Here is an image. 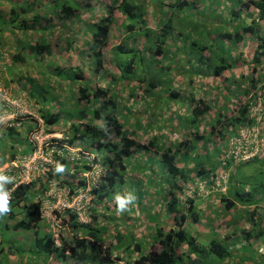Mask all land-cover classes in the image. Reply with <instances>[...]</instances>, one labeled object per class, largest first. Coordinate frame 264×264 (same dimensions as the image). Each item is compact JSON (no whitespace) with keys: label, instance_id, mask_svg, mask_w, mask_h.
Returning a JSON list of instances; mask_svg holds the SVG:
<instances>
[{"label":"trees","instance_id":"1","mask_svg":"<svg viewBox=\"0 0 264 264\" xmlns=\"http://www.w3.org/2000/svg\"><path fill=\"white\" fill-rule=\"evenodd\" d=\"M80 1L83 4L81 5L82 11L77 10V7H73L67 2L58 6L57 0H49L51 4L48 6L45 5V1L40 0H11L10 5L14 4L6 12L8 13V20L3 19L0 12V31L1 27L5 26L6 30H11L15 34H17V30L25 33L24 39H19L22 42L9 55V64L5 66L6 69L3 73L6 74V77L9 76L8 81L11 80L10 76L15 74L16 70L20 74L17 68L20 63L27 61L25 57L30 53L35 58L34 61L37 58L42 61L48 58L49 63L54 62L52 55L57 56L59 54L52 53L54 44L52 45L47 39L49 29L54 26L52 19L56 16L65 26L64 28H70L67 23L77 19V12L79 11V16H82V12L91 7L89 0ZM239 1L237 0V2ZM198 2L199 0H164L162 4L169 14L166 16L153 10L152 18L154 17L156 25L151 27L145 20L150 1L147 3L146 0H109L103 8L105 9L104 15H100L97 21L96 18H92L94 22L88 23V32L91 38L90 41L86 42V46L89 50L88 62L92 65L94 74L100 71L104 74L107 73L102 50L108 44L111 27L116 20L114 12L119 11L122 17L125 16L120 27H118L123 33L120 41L113 45L112 58H108L107 61L118 70V74H110L111 80L117 81L125 87L129 97H135V90L139 88H142L145 95L153 94V89L158 86L153 74L158 71L161 72L164 68L169 72L172 69L170 65L173 64V59H176L179 65L181 59L177 58V54L183 49L186 57L185 62L190 63L187 65V69L189 70L192 62L197 65L200 64L202 68L198 73H193V78L188 81H193L195 77L202 79L204 82L202 81V86L197 89L201 93H203L201 88H211L214 84H216L215 86L221 85L226 88V91L224 90L226 100L230 101L228 92L230 89L226 81L231 82L232 77L226 76V74L233 72L236 65L234 66L232 62L227 60L225 53L219 54L211 50L210 47L213 45L207 42H203L199 46L202 54L196 52L198 47H195V42H198V39L196 37L186 38L181 31L183 25L178 21L180 17L176 15L177 20L174 15L175 11H182L188 5L193 11L197 9L202 11L200 9L201 4ZM240 4L241 7L235 12L241 16L246 15L250 6H254L257 9L258 18H252L250 24L237 28L235 31L232 29L231 33L219 34V37L228 43L234 56L243 58L246 51L243 50L244 48H237L236 43L244 42V36L252 34L255 29L259 31V34L255 36L257 43L250 41V45L245 46L252 56V61L249 63L252 69L247 72V75L251 74V77L243 80L245 84L241 87H244V90L238 93L237 101L230 102L226 107L225 104L213 107L215 113L209 120L201 117L212 111V107L203 103L201 99L197 102L193 96H189L188 100L192 101L193 104L196 102L191 109L192 115L185 118L186 125L190 123L191 126L195 127L190 138H184L180 133L174 139L171 137L169 140H165L163 139L164 133H155L151 134L146 141H140L136 136L137 125L125 119L135 118L137 114L128 113L127 110H130L128 108L130 105L126 106L121 103L118 100V95L113 93L110 88L97 87L91 89L86 83L77 89L76 98L77 102H83L84 106L79 107L78 110L76 107L64 110L63 107L60 108L59 106V104L62 105V102L54 101V94L50 90L41 89L47 83H40L38 78L29 75L27 71L20 76V78L27 80L29 93L39 104L38 106L35 103L38 106L37 114L42 120L44 132H53L52 125L57 126L62 122L63 126L66 125L63 130V138L59 140L63 153H66L64 151H67V148L69 151L70 148L75 147H80L87 153L84 156H73L69 159L65 154L55 152L53 167L50 166L44 174L31 182L18 184L12 189L9 198H7L10 211L0 216V224L4 221L5 227H10L6 220H13L10 228L19 232L32 233L31 239H29L32 248L30 252L33 257L24 261L20 260V264H40L41 261L46 262L53 256L60 260V264H117L118 261L134 264H206L204 260L210 254L214 255V258L224 261L225 264H264V226L262 225L264 224V200L258 199L254 193V189L258 188L257 186H261L263 189L264 184L259 185L254 182L252 187H241L238 181H234L232 174H229L230 190L229 192H221L216 181L221 163L217 156L221 151L222 141L225 138L230 140L231 137L237 135L240 127L250 126L254 123V118L250 116L252 103L256 99L264 101V89L256 90L258 77L252 76L256 73V66L264 64V30L260 26L255 27V23L258 24L259 19H264V0H245ZM126 16L129 18L137 17V19L134 22H129ZM173 19L176 20L174 26ZM196 20L197 17L195 16ZM140 29L144 30L141 34L139 33ZM176 29L178 30L176 31ZM81 30L83 29L81 28ZM195 31L200 33L199 28H195ZM1 37L2 35H0ZM215 37L210 35L211 39ZM167 52L169 55L166 54ZM198 54H201V58L199 60L194 59ZM158 55L160 57L156 59ZM211 58H215L217 61L212 62ZM149 60H154V63H150ZM58 64L59 61L55 60L52 75L57 79V87L64 88L65 83L58 78L62 73L60 69L64 68L58 67ZM144 66L147 68V72L143 68ZM44 68L46 67L41 69ZM31 70L36 71L35 69ZM82 70V67L78 72L73 69V74L69 72L67 74L66 71L65 73L70 78L69 82L72 83V80L75 79H84ZM186 77L190 76L183 73L179 75V78L182 79ZM34 89H36L35 93L38 94L37 97L34 95ZM42 93L43 97L39 99ZM165 93H170L173 98H179L181 101L185 100V96H180L174 88L170 91L167 88ZM248 95L249 98L246 99L245 96ZM54 103H57L58 108L56 110H53ZM84 118L86 119L85 122H77V120ZM182 118L180 117V120ZM31 119L30 123L23 125L25 121H21L20 125L8 126L6 130L2 131V137H7L6 139H9L7 142L11 144L10 149H8L11 159L17 158L18 144H28L31 141L28 140L29 132L40 128L38 120ZM96 120H99V123H96ZM199 122H206L209 126V132L206 135L202 133L204 132L202 129V132H199ZM216 124L219 125L218 129ZM138 126H140L139 122ZM145 126L151 127L153 125L149 123ZM59 129L62 130L61 127ZM213 135L217 137L215 140H213ZM52 140L57 141L56 139ZM211 140L213 141L211 142ZM226 144L228 145V142ZM210 145H212L216 156L213 160L209 158ZM196 151L201 152L200 156L204 155L205 157L194 160L197 158ZM91 153L94 155L92 159L85 156ZM142 157L145 160L146 172L144 171L141 178H130L131 180L126 182L127 187L133 190L134 197L132 199H134L135 204L130 211L132 215L121 221L123 224L128 222V225L123 229L121 227V229L115 230L111 236L116 240L115 244L109 243V246H105L104 242L110 229L108 230L107 227L103 226L102 221L105 220L107 225L111 222L110 218H114L113 215L110 217L109 214L116 215L115 210L111 207L112 202L117 207L119 206V199L129 200L126 195L123 196L118 192L122 190L121 186L126 181L124 179L126 170L135 166V169H138L140 167L138 160H141ZM262 157H264V149L248 160L234 162L229 159L224 165L228 166L232 161L236 163L233 165L234 169L241 163L255 161L262 159ZM96 163L100 165L102 172L99 182L90 189L88 198L90 206L83 208L86 221H80L77 211L73 208L61 209L63 212H59L58 226L62 229L65 227L67 232L65 236L62 231L59 232V244L57 245L53 231L44 230L45 224L42 223L45 219L42 216V200L39 197L43 191L37 190L42 186L40 181L44 179L45 182L48 181L49 183L58 180V183L69 189L70 196L76 195L79 188L83 189L87 185L86 179L83 177L78 180V183L74 182L75 178H80L77 175L78 172L91 170ZM151 163L156 164L158 168L155 170ZM158 169L161 173L158 174L159 177L155 181ZM197 181H201L202 187L200 189L206 190L205 192L211 197L210 199L201 197L198 199L206 200L212 204L215 203L212 199L215 196H220L221 199L220 197L219 199L224 211L231 212L229 215L232 214V221L227 223L228 227H213L215 231L222 230L224 232L220 237L214 236L215 231H208L214 238L211 239L207 247L199 243L200 231L192 233L190 230L191 225H197L201 222L205 210L201 203L196 202L194 193L196 190L189 188L190 186L195 187L194 183ZM143 182L148 186L157 187L159 195L157 197L160 199L158 207L162 217L156 209L155 212L146 209V224L138 231H134L133 228L130 229V226L134 223L137 225L141 223L138 207L144 208L141 203L146 192ZM1 186L0 183V188ZM45 188V183H43L42 189ZM188 190L189 193H187ZM192 190L194 191L191 194ZM145 208L147 207L145 206ZM18 214L21 216L16 219ZM131 217L133 219H130ZM210 225L212 224L207 223V226L210 227ZM48 227L49 224H46V228ZM116 227L119 226L115 223L114 228ZM238 232L243 238L242 243L236 237ZM260 249L261 251H259ZM10 251L12 249H9V254ZM0 252L3 253V250L0 249ZM134 253L137 254L135 258L132 257ZM3 255L5 254L3 253ZM6 256L5 259H7ZM70 260H72L71 263ZM3 264H7V262Z\"/></svg>","mask_w":264,"mask_h":264},{"label":"rangeland","instance_id":"2","mask_svg":"<svg viewBox=\"0 0 264 264\" xmlns=\"http://www.w3.org/2000/svg\"><path fill=\"white\" fill-rule=\"evenodd\" d=\"M23 1V0H21ZM78 1V3H77ZM80 0H57L56 4L59 6L65 2H67L69 5L73 6V7H77L79 11L81 10V2H79ZM147 3L150 1V3H148L149 9L146 11V22L149 26L151 27H155L156 25V21L152 18V15L154 12H161L162 14H165L166 16L169 14V12L166 10V8L164 7V5L162 4L164 0H146ZM171 1V0H169ZM109 2V0H89L90 7H88L87 10H85L84 12H82V16L81 18L83 19H88L91 17L92 18H96L98 19L100 15H104V11L105 9H103L105 7V4ZM245 2V0H240L239 2H237V0H199L198 4H201V8L202 11H199V9L193 11L192 9L189 8L190 5L186 6L182 11H175L174 15L175 18L178 20V18L176 17V15L178 17H180V21L182 23V33L183 35L188 38V39H192L193 37H196V39H198V42H195V47H198V50L196 52L201 53V51L199 50V46H201V44L203 42H207L208 44H212L213 46L210 47L211 50L215 51L216 53L222 54L225 53V57H227V60L229 62H232L233 65H243L245 67H249L251 63V58L252 56H250V54L248 53V49L245 48V46H249L250 41H252L253 43H257L256 41V34H259V31L257 29L254 30V32L252 34H246L243 38L244 42H240V43H236V47L237 48H244L243 50H245V54L243 56V58H241L240 56H234L233 55V50L231 51V47L228 46L227 42H224L223 40L220 39L219 34L225 33V32H230L233 29L234 31L237 28H240L242 26H246L247 24H250V21L253 19H257L258 15H257V9H255L254 6H250L249 11L247 12L246 15H240L238 12V8L241 7L240 3ZM14 4V3H13ZM11 4V5H13ZM99 7V9H98ZM2 10V9H1ZM99 10V11H98ZM154 10V12H153ZM79 11L77 12V19L79 20L80 16H79ZM234 11V12H232ZM241 12V11H239ZM81 14V13H80ZM206 16H205V15ZM114 16H115V23H113L112 27H111V32L109 35V41L108 44L103 48L102 52H103V57H104V66L107 70V73L104 74L101 71L97 74H94L93 72V67L91 68V64L88 62L89 59V50L86 48V42L84 39V31L86 29V26L84 23H81L80 27L83 29L82 32L80 33V36L75 37L74 33L71 31V33H67L66 36H68L69 38L62 39V41H57L58 38H54L52 36L48 37V40H52L54 42V46L53 48L55 49V51L58 49L57 47H61L62 50L64 42H66L67 44V51H72L70 50L72 48L75 49L76 52V57L77 59L72 60L73 56L72 54L70 55H66L67 57H71V60L66 59L65 60V64L67 65H75V67L72 68H64V69H60L61 70V76L58 77L60 81H63L65 83V85H63L64 88H59L57 87V79L55 78L54 75H52L51 73V69H47L46 70V65L43 64V67H46L44 69L41 70H31L30 73H28L29 75L38 78L40 83H47L46 86H42V88H47L48 90L51 91L52 94H54V101L56 102H62V105L59 106L60 108L63 107L62 109L64 110H68V109H72V108H78L84 106V103H78L76 98H77V89L80 86L85 85L86 83L89 84V87L91 89H95L97 87H107L110 88L111 91L113 93H115L116 95H118L119 97V101L123 104H125L126 106L130 105L128 108L130 110H127L128 113H134L137 114L135 118L129 117V118H125L128 122H131L133 124H136L137 127V139L140 141H146L151 134H160V131L162 133L165 134V136L163 137V139L165 140H169L171 137L174 139V137H176L177 135L179 136L180 133L182 134V136L184 138H190L192 137V132L194 131L195 127L191 126V124L189 123V125H186L185 123L187 122L185 120L186 117L191 116V108L195 105L196 102H193L188 100L189 96H193L197 102L198 100L201 99V101L205 104H208L209 106L212 107V111L202 115L201 118H206L207 120L211 119L213 116L212 114L215 113V110H213V107H218L221 106L223 104H225V107L227 106V104H229L230 102H235L238 99V91H242V87L240 86V81L239 82H233L231 81V83L227 84L228 88L230 89L229 95H230V101L226 100V96L224 95V90L226 91V88H223L221 85L219 86H215L216 84H214L213 87L209 88H201V90L203 91V93H201V91H198L197 89H199L202 86V83L204 82L202 79H200L199 77H195L193 79V81L189 82L188 80L192 77L193 73H198L201 68L200 64H194L192 62V64L190 65L189 70L187 69V65L190 64L188 62H185V54L183 53V49L180 50L179 54H177V58H180L181 60H179V65H178V61L176 59H173V64L170 65L172 67V69L169 70V72L167 71L166 68H164L161 72H155L153 74V78L155 79L156 82H158V86L157 88L153 89V94L145 95L144 91L142 92V88H139L138 90H135V97H129L128 95V91L125 89V87L121 86L119 83H117V81H113L111 80L110 74H118V70L116 69V67L111 63L109 64L107 59L108 58H112V51H113V45H115L117 42L120 41L121 37H122V30L121 28L118 29V27H120V24L122 23L124 17H122V15L120 14L119 11H115L114 12ZM165 16V17H166ZM195 16L197 17V20L195 21ZM199 16V17H198ZM25 17V16H24ZM127 17V16H126ZM54 21L57 20V17L54 16ZM128 18L129 22H134L136 18ZM222 19V20H220ZM53 21V22H54ZM128 21H125L126 23ZM174 20L173 19V26H174ZM84 22V21H83ZM56 24V23H55ZM259 24V25H258ZM256 24L255 23V27H261L262 30H264V19H259V23ZM135 26H137L135 24ZM89 27V24H88ZM61 28V27H60ZM60 28H54V30H60ZM195 28H199L200 29V33H196ZM70 29V28H69ZM178 29H176L177 31ZM188 30V31H187ZM65 31V30H64ZM143 29H140L139 33H143ZM263 32V31H262ZM4 34V32H0V35ZM216 36L215 38H210ZM84 39V40H83ZM264 39V38H263ZM255 41V42H254ZM1 43V41H0ZM53 44V43H52ZM194 48V47H193ZM192 48V50H193ZM7 50V49H6ZM87 50V51H86ZM169 50V49H168ZM167 50V51H168ZM0 52L2 53V60L3 62H8V57L9 55L5 56L3 53L5 52V50L1 51L0 48ZM167 55L168 52L166 53ZM202 54V53H201ZM201 54L193 55L196 56L194 59L199 60V58H201ZM159 55L156 56V59H159ZM62 58V56L60 57ZM125 58V57H124ZM171 59V58H168ZM38 60V58H37ZM37 60L35 62H37ZM57 61H60L57 60ZM154 61V60H153ZM153 61L149 60L150 63H154ZM212 62H216L217 60L215 58H211ZM34 62V61H32ZM61 62V61H60ZM237 63V64H236ZM249 64V65H248ZM50 66H54L55 62H51L49 63ZM61 64H58L57 66L62 68L60 66ZM40 65H36L34 64V66H32L31 69H37L39 68ZM80 67H82V72H83V78L84 79H75L72 80L73 82L70 83L69 80L70 78L67 76L68 72L70 74L72 73L73 69H76L77 72L80 70ZM144 69H146V72L148 71L147 68L144 66ZM53 69V68H52ZM58 71V70H57ZM67 71V74L65 73ZM16 72V71H15ZM143 73V72H141ZM183 73L186 76H190V77H186L185 79L179 78V75ZM234 73V72H232ZM18 72L15 73V75H17ZM8 76V75H7ZM175 76V77H174ZM204 76V75H203ZM202 76V77H203ZM247 79L248 76L251 77V74L246 75ZM201 77V78H202ZM244 80H247L245 78H243ZM54 80V81H53ZM18 81V80H16ZM203 81V82H202ZM243 84V83H242ZM241 84V85H242ZM9 85V84H8ZM144 86V85H143ZM197 86V87H195ZM179 87H181V89H179ZM25 89V87H23ZM51 88V89H50ZM170 91L171 89H175V91H178V94L180 96H185V100L181 101V99L179 98H173V96L170 93H165V91L167 90ZM192 88H195V90H192ZM64 89V90H62ZM34 89V95L35 97L38 96L37 93H35ZM174 91V90H173ZM5 92H7L8 97H9V102H4V104L2 103V107L0 109V121L4 122V123H9L10 122L12 124H19L20 121H26V120H31L32 117H38L37 111L36 109L38 108L37 105H33L30 104V101H27L25 99V94H24V90H21V92L18 94V97H13L10 94V91L5 87ZM231 93V94H230ZM237 94V95H235ZM148 96V97H146ZM41 97H43V93L42 95H40L39 99H41ZM71 98V99H69ZM129 102H128V101ZM131 101V102H130ZM133 101V102H132ZM40 102V101H39ZM128 102V103H127ZM132 103V104H130ZM183 103V104H182ZM221 104V105H220ZM174 106L176 107H184L186 108L185 110V114H179L178 112L175 111V109H172ZM57 107V103H54V108L53 110H56ZM182 112V111H181ZM180 117H183L180 120ZM83 121H86V119H82ZM96 123H99V120L95 121ZM138 122L140 123V126H138ZM152 124L153 126L149 127V126H145V124ZM62 124V122H60V125ZM59 125V126H60ZM135 125V126H136ZM205 126H208L207 123H202L199 122L198 123V129L199 132L204 133V135L207 134V132H209V126L207 128H205ZM8 127V125L6 126ZM63 126H61L62 128ZM219 125L216 124V128L218 129ZM202 129V131H201ZM43 130V129H42ZM55 133L51 134L48 131L44 132L41 131L38 134L37 139H30L31 142L29 145L22 146V149H29V150H34L36 153V161L39 162H45L46 164H48L49 162H47V160H50V162L52 163V156L54 154V152H62V154H65L67 157H69V159H71L73 156H79V152H82L83 150H79L75 149V148H70L68 151H64L66 153H63V149L61 148V146L59 145V140L60 137L63 134V131H59V130H55ZM135 136V137H136ZM217 137L216 135H213V140H215ZM52 139H56L52 140ZM211 140V142L213 141ZM227 140H229L228 138H225L222 141V145H221V151L220 153H218V158H221L224 153L223 150L227 149L228 145L226 144V142H228ZM219 143V141H218ZM5 146H8L5 145ZM38 146L40 147V153H38ZM207 147V146H206ZM9 147H7L8 149ZM41 148L44 149L43 153L41 151ZM202 150V148H200ZM79 150V151H78ZM209 150H210V156L209 158L211 160H213L216 156L215 153L213 151L212 145L209 146ZM2 152V151H1ZM197 154V158H194V160L200 159L202 157H205L204 155H201V152L196 151L195 152ZM27 153H18L17 155V167H12V168H8V171L5 168L4 164H0V173L4 172V174L6 175L9 171L12 172L14 170L18 171L21 167L19 164L26 163L28 161V155H26ZM60 154V153H59ZM4 159L6 162H9V160H11V156L9 155V152L4 150ZM3 159V157H1ZM138 160V159H137ZM5 162V163H6ZM139 165L140 166L138 169H135V167H132L130 169L126 170V174L124 176V179L126 180L124 184H122L121 188L122 190H120L118 193L121 195H126L127 198L129 200H125V207L123 210L125 211H120L119 210V206L115 207L114 206V202L111 203V207L113 208V210H115V214H109L110 217L111 215L114 216V218H110L111 222H109L106 225V221H102L103 222V226L107 227V229L110 231L107 232V237L105 239V246H109L111 243L112 245L115 244V239L111 236H113L115 230H119L122 229L128 225V222H125L124 224L121 222L122 220H124V218H126L127 216H131L132 213L130 212L135 205L134 204V199H132L134 197L133 194V190L127 187L126 182L128 180H131L130 178H134V179H139L142 177V174H144L145 170V160L142 157L141 160H138ZM27 164V163H26ZM236 163L232 162L226 166V165H222L220 163V167L218 170V177L216 181L221 182L222 180L225 182V192H229V174H232L234 181H238L239 182V186L241 187H252V184L254 182H256L257 184L261 185L264 184V157H262V159H257L255 161H251V162H245V163H241L240 165L236 166L233 169V165H235ZM53 165V164H52ZM50 165V166H52ZM154 169L156 170V168H158L156 166V164H152ZM227 167V168H226ZM5 168V169H4ZM160 169V168H159ZM157 170V177L155 178V181L157 180V178L159 177L158 174H160V170ZM99 168H92L91 171H89L88 174V181H91V176L95 177L97 174H99ZM17 174V172H15ZM13 176V175H12ZM79 176H83L82 173H79ZM101 176V173L99 174V177ZM145 177V176H144ZM80 178H75L74 182L78 183V180H80ZM56 180V179H55ZM42 183H45L46 188L43 190L42 186L37 190H42L43 193L42 195L39 197L41 198L40 200H42V216L45 219L42 223L45 224V228L44 230L50 229L53 231V233L57 232L59 233L60 231L63 232L64 236L66 235L67 229L64 228H60L58 226L59 221H60V211L63 212L61 209L62 207L60 206L61 203L63 204H67V203H71L74 196H69V192H68V188L67 187H63L62 184L58 183V180L56 181H50L48 183L44 181V179H42L40 181ZM0 183L2 184L1 188H0V192H3L5 194V192L7 191V189L10 187V181L7 180H0ZM144 183V182H143ZM40 184V183H39ZM233 185V184H232ZM146 192L144 194V198L141 200L142 206L143 207H138V211L139 214H141L140 219H141V223L139 225H137L136 223L132 224L130 226V229L133 228L134 231H138L140 228L144 227V224H146L147 220H145V213H146V209H148L149 211H154L155 209L158 211V213H161V210H159V198L157 196L158 192H157V187L155 186H148L147 184L144 183ZM222 186V185H220ZM39 187V186H38ZM259 189L262 190L261 186H257ZM65 190L66 193L63 194L62 191ZM80 190V188L78 189ZM82 190V189H81ZM196 192L195 193V197H196V202L197 203H201V205L204 206L205 210L203 212V216L201 217V222L197 223L198 226H202V224H204L205 229L209 230V226H207V223H211L212 225H210L211 229H213V227H219V228H223V227H228L227 223H229V221H232V215L229 216V213L225 212L223 207H222V203L218 202V204H215L214 202L211 204L210 202L204 200L202 201V199H198V198H211L210 195L208 193H206L205 191L200 190L199 188L195 189ZM223 192V191H221ZM131 199H130V198ZM220 196H215L212 201L220 200L219 199ZM88 198L89 195L86 197H83L82 199H79V204L83 205V208H86L88 206H90V203L88 202ZM258 199L264 200V193L263 196H257ZM57 205V207H54V205ZM139 206V205H137ZM145 206L147 208H145ZM110 207V206H108ZM110 207V208H111ZM88 210V209H87ZM21 215L18 214V216L16 217V219H18ZM160 216L162 217V215L160 214ZM115 219V220H114ZM130 219H133V217H131ZM8 226H12L13 224V220H6ZM118 224L119 227L114 228V225ZM46 224H49V227L46 228ZM221 224V225H220ZM197 225H191L190 230L191 232L194 231L196 232L197 230ZM264 226V224H262ZM10 227H5L4 225V221L1 222L0 224V249L3 250V253L5 255H3V253L0 252V263L3 264L5 262H7V264H20V260H27L30 257H33V254L30 252L31 248V243H30V239H31V234L30 232H19L17 230H13ZM122 231V230H120ZM133 231V232H134ZM123 232V231H122ZM193 233V232H192ZM209 232H205L198 235L199 237V243L202 246H208L209 242L211 241L212 238H214V236L220 237L223 234L222 230H217L214 232V236L212 234H210ZM151 236V234H150ZM149 236V237H150ZM237 237V236H236ZM30 238V239H29ZM240 239V238H239ZM241 240V239H240ZM237 242V241H236ZM223 243H225L223 241ZM30 244V245H29ZM226 244V243H225ZM156 247V245H154ZM9 249H12V251H10L11 253L9 254ZM261 251V249H260ZM7 255V256H6ZM134 256L132 257H136V253L133 254ZM5 256L7 257V259H5ZM210 258V260H208ZM72 260H70L71 263ZM206 262V264H225L224 261H220L217 258H214V255L210 254L207 258H205L204 260ZM66 263V261H64ZM126 262V261H125ZM119 262H117L118 264ZM40 264H60V260H57L54 258H49L46 262L41 261ZM72 264V263H71ZM123 264V263H121Z\"/></svg>","mask_w":264,"mask_h":264},{"label":"crops","instance_id":"3","mask_svg":"<svg viewBox=\"0 0 264 264\" xmlns=\"http://www.w3.org/2000/svg\"><path fill=\"white\" fill-rule=\"evenodd\" d=\"M40 1H45V5L46 6H48V5L51 4L49 2V0H40ZM10 2H11V0H0V12H1V15H3V19H5V20H8V17H7L8 13H6V12L8 11V9L11 6L10 5ZM77 3H78V1H77ZM82 19L81 18H80V20H76L75 19L74 22L67 23V24L70 25V29H68L69 27L68 28H64L65 26L59 20L54 21V18H53L52 21H54V22H52V23H56L55 28H58V29L60 27L61 28H60V30H58V29L57 30H54V27L53 28H50L47 35L48 36H52L55 39L58 38V40L56 39L57 41H60V40L62 41V38L63 39L69 38L66 35H67V33H71V31L74 33V36L75 37L80 36V33L82 32L81 27H80L81 23H83V20ZM81 20H82V22H81ZM92 22H94V20ZM92 22H90V24ZM85 26H86V29L84 31V37H85L84 39H86L85 42H87V41H90V38L91 37H90V34L88 32V30H89L88 23H87V25L85 24ZM0 32H4V34H2V37L0 38V41H1V43H0L1 51L2 50H5V52L3 53L5 56L11 55V53L15 49V47L17 45H19L20 42H22V40H19V39H24L23 37H24V34L25 33H24V31H18L17 30V34H15L11 30H9V31L6 30V27L5 26L4 27H1V31ZM49 42H52L54 44V42L52 40H50ZM67 45H70V44H66V42H64V45H63V48L64 49L63 50H62L61 47H57L58 49L56 51H55L54 48L52 49V53L53 54H59L57 56L52 55V57H54V62H55V60H59L60 59L61 62L59 61V64H61L60 66L62 68H72V67H75V65L72 66V64L71 65L65 64V60L66 59L71 60V57H67L66 55L72 54V56H73L72 60L77 59L76 58L75 49L74 48L70 49V50H73V53H72V51H67L66 50ZM86 48H87V46H86ZM0 54H2V53L0 52ZM64 54H66V55H64ZM61 56H62V58H60ZM34 59L35 58H33V55L31 53L28 54V55H26L25 60H27V61H25V63H20L19 66H18V68H17L20 71V74H17V75L11 74V76H10V79L11 80L8 81L7 78L9 76L6 77V74L3 73V72H5V69H6L5 66H7L10 61L3 62L2 57L0 56V77H1L0 78V88L3 87L2 89H4L6 87L10 91V94L13 97H18V94L21 92V90H24L25 99L27 101H30V104L36 105V104H38L37 101L29 93L30 92L29 85H28L29 83H27V80L25 78H20V76L22 74H25L24 72L27 71V73H30L31 68H32V66H34V64L40 65V67L37 68L36 71L37 70H41V68H43V64H45L46 67L48 66V61H46V60L45 61H42V60L38 59V61L35 62ZM32 60L34 62H32ZM40 61H42V62H40ZM52 68H54V66H52ZM251 69H252V66L251 67L250 66L249 67H245L243 65H236L235 66V69H233V72L234 73H232V72L229 73V74L227 73L226 76L229 75L230 77H232V80L231 81H233V82H239L240 81V86H241L242 83H243L242 86H244L245 83L243 81L244 80L243 78L247 79V76H246L247 75V72L248 71H251ZM255 71H256V73H254L252 76H255V77L257 76L258 77V83L256 85V90L258 91L260 88L263 90L264 89V64L257 65ZM16 72H18V71L16 70ZM4 76L6 77V79H5ZM249 78H250V76H248V79ZM18 79H19V81H16ZM217 83H219V82H217ZM226 83L229 84L231 82H227L226 81ZM23 87H25V89ZM242 90H244V87H242ZM239 92H242V91H238L237 94ZM237 94H235V95H237ZM38 106H39V104H38ZM1 107H2V103H1V98H0V109H1ZM178 108L180 110H183V111L186 110V108H184V107H176V106H174L172 109L178 110ZM27 123H30V122L25 121L23 123V125L24 124H27ZM7 125L8 126H13V124L10 125L9 123H4V122L3 123H0V137H1L0 138V164H3L5 162V159H4V156H3L4 155L3 154L4 153V150L6 149V151H7L8 150L7 147H11V144L9 142H7L9 139H6L7 137H2V135H1L2 134V131L6 130V128H7L6 126ZM59 125L60 124H58L57 126L56 125H52V127H51L52 130L53 131L54 130H59V128L61 126H63V123L60 126ZM160 133H162V132L160 131ZM7 144H8V146H5ZM25 150H27V149H25ZM26 152L29 153L30 150L28 149ZM1 157H3V159ZM257 192H259V193H257ZM262 192H264V188L262 190L259 189V188H255L254 189V193H255L256 196H261L262 195ZM229 213H231V212H229ZM231 215H229V216H231ZM204 226H205L204 224H202V226H198L197 225V230L196 231H200V234L205 233V232H208L209 230L215 231L214 229H211V227H209V230H206ZM192 232L194 233V231H192ZM236 236H237L238 241L240 243H242L243 242V238H242L241 234H239V232H238V234Z\"/></svg>","mask_w":264,"mask_h":264},{"label":"built area","instance_id":"4","mask_svg":"<svg viewBox=\"0 0 264 264\" xmlns=\"http://www.w3.org/2000/svg\"><path fill=\"white\" fill-rule=\"evenodd\" d=\"M0 97L5 101L9 102V97L7 92H5L4 89L0 88ZM249 97V96H248ZM264 101L261 99H256L254 103H252V106L250 108V116L254 118V123H252L250 126H242L238 129V134L231 137L228 141V147L224 153V155L220 158L221 164L224 165L227 160L231 159L234 162H240L250 159L251 157L258 154L262 149H264ZM43 131L42 127H40L38 130L35 129L31 132V138L37 139L39 132ZM38 153H40V147L38 146ZM41 151L43 153L44 149L41 148ZM28 161L26 163H23L22 166L20 165V169L18 171L14 170L12 172H8L6 175L4 172L0 173V177L2 179L0 180H12V187L7 189L5 192V195L7 198H9L11 190L16 187L18 184L21 183H27L31 182L32 180L38 178L41 174H44L49 168L50 165H54V161L52 160V163L50 160H47L49 162L46 164L45 162H39L36 161V153L33 150V153L31 155H28ZM17 160H12L8 163H5V168L8 171V168L17 167ZM4 168V169H5ZM17 172V174L15 173ZM89 171L82 173V175L85 177L87 185L84 188V190H81L78 192V194L73 195L74 198L71 203H61L60 206L62 207V210L65 208H73L78 213V218L80 221H86L85 216L83 215V205L79 204V199H82L83 197H86L87 192L90 190V185L95 184L96 180L98 179L99 174H97L95 177L91 176V181H88V173ZM13 175V176H12ZM217 184L219 186L221 185L219 181H217ZM189 188H192L191 186ZM221 191H224L225 188L222 186ZM63 194L66 193L65 190L62 191ZM54 207H57L55 204ZM43 212V210H42ZM58 234L57 232L53 233V237L55 238V242L58 245ZM118 264H134V263H126L124 261H118Z\"/></svg>","mask_w":264,"mask_h":264},{"label":"clouds","instance_id":"5","mask_svg":"<svg viewBox=\"0 0 264 264\" xmlns=\"http://www.w3.org/2000/svg\"><path fill=\"white\" fill-rule=\"evenodd\" d=\"M81 2V1H80ZM80 5H83L82 3L80 4ZM90 9H91V7H90ZM57 20H59L58 19V17H57ZM89 20V21H88ZM94 19H92V17H91V19L90 18H88V19H83V21L86 23V25H87V23H90L91 21H93ZM96 21H97V19H96ZM54 24V28H55V23H53ZM50 37V36H49ZM56 37V36H55ZM48 39V38H47ZM51 44H52V42H50ZM118 43V42H117ZM53 45V44H52ZM52 49H53V47H52ZM47 58V57H46ZM77 58V57H76ZM8 59H9V57H8ZM38 59H40V58H38ZM46 61H48V66H47V68H46V70L47 69H51L52 71H51V73H54V70L52 69V66H50L49 65V59L47 58V60ZM75 68H76V66H75ZM1 88H3V87H1ZM4 90H5V88H4ZM249 96V95H248ZM248 96H245L246 97V99H248L249 97ZM1 98V97H0ZM243 99V98H242ZM244 102V101H243ZM1 103H3L4 104V102H3V99L1 98ZM38 109V108H37ZM37 109H36V111H37ZM192 109V108H191ZM176 112H178L179 114H185L186 112L185 111H183V110H180L179 108H178V110H175ZM182 111V112H181ZM32 118H35V119H37L38 120V123H39V125H40V127H42V129H43V131H44V128H43V126H42V120L39 118V116L38 117H32ZM32 120V119H31ZM24 121V120H23ZM27 122H30V120H26ZM21 122V121H20ZM20 122H19V124H13V125H15V126H18V125H20ZM77 122H85V121H83L82 119H80V120H77ZM0 123H3L2 121H0ZM10 125H12V123L10 122ZM65 126L66 125H64L63 127H62V131L65 129ZM33 130H35V129H33ZM32 130V131H33ZM38 130V129H37ZM31 131V132H32ZM55 131V130H54ZM49 132V133H51V134H53V133H55V132ZM59 131H61L60 129H59ZM31 132H29V138H28V140H30V139H32L31 138ZM61 138H63V134H62V136L60 137V139ZM31 142V141H30ZM30 142L28 143V144H18L17 145V147H18V153H21V152H23V153H25L27 150H25V148H23L22 149V146L21 145H23V147L24 146H26L27 147V145H29L30 144ZM8 149H10V147L8 148ZM75 149H78V148H76L75 147ZM79 150H81V148L79 147ZM78 150V151H79ZM8 151V150H7ZM225 151H226V149L223 151V153H225ZM18 153L16 154V156L18 155ZM27 154L26 155H31L32 153H33V150H30V152L28 153V152H26ZM55 153V152H54ZM57 154H61L62 152H56ZM84 154H87L85 151H82V152H79V156L81 157V156H84ZM85 156H87L89 159H92L93 157H94V155L91 153V154H88V155H85ZM54 154H53V156H52V160L54 161ZM17 158H15V159H11V160H9V162L10 161H12V160H16ZM6 162V161H5ZM5 162L3 163V164H5ZM55 162V161H54ZM240 162H242V161H240ZM6 163H8V162H6ZM54 165H52V167H53ZM93 167L94 168H99V174L102 172V169L100 168V165L98 164V163H96V164H94L93 165ZM92 167V168H93ZM72 169H70V172H72L71 171ZM92 170V169H91ZM91 170H88V171H91ZM85 172H87V171H85ZM85 172H78V176H79V173H85ZM12 174H14L13 172H12ZM80 177H83V178H85L84 176H80ZM0 179H2V177H0ZM99 180H100V177L98 176V179L96 180V182H95V184H93V185H90V189H91V187H93V186H95L98 182H99ZM10 181V187L9 188H11L12 187V180H9ZM220 184L225 188V182L222 180L221 182H220ZM194 185H195V187H192L194 190L196 189V188H201L202 187V183H201V181H197V182H195L194 183ZM222 186H219L218 188L220 189ZM8 188V189H9ZM226 189V188H225ZM82 190H84V188L82 189ZM194 190H192L191 191V194L193 193V191ZM201 190V189H200ZM221 190V189H220ZM12 191V190H11ZM81 191V189L80 190H78L77 191V194H78V192H80ZM68 192H69V190H68ZM90 190L87 192V195H89L90 193ZM223 192H225V190L223 191ZM11 193V192H10ZM187 193H189V190L187 191ZM74 195V194H73ZM73 195H71V196H73ZM10 196V195H9ZM69 196H70V194H69ZM218 202H220V200H215V204H218ZM118 205H119V210L121 211V210H123L124 209V207H125V201L123 200V199H119V201H118ZM10 211V208H9V204H8V200H7V196L3 193V192H0V216H3V215H5V214H7L8 212ZM85 222V221H84ZM260 251V250H259Z\"/></svg>","mask_w":264,"mask_h":264}]
</instances>
